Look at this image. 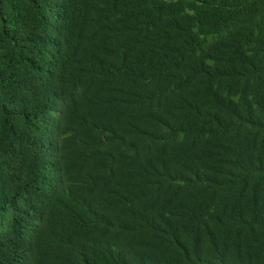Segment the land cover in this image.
<instances>
[{
    "label": "trees",
    "instance_id": "1",
    "mask_svg": "<svg viewBox=\"0 0 264 264\" xmlns=\"http://www.w3.org/2000/svg\"><path fill=\"white\" fill-rule=\"evenodd\" d=\"M0 264H264V0H0Z\"/></svg>",
    "mask_w": 264,
    "mask_h": 264
}]
</instances>
